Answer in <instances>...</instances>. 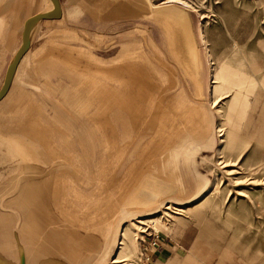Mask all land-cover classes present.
<instances>
[{"label":"rangeland","instance_id":"rangeland-1","mask_svg":"<svg viewBox=\"0 0 264 264\" xmlns=\"http://www.w3.org/2000/svg\"><path fill=\"white\" fill-rule=\"evenodd\" d=\"M124 1L128 0H103V5H116ZM149 1L152 5L176 4L184 10L186 25L188 30L191 29L189 32L196 45L194 51L186 48L184 57L180 54L183 58L177 59L172 53L165 31L167 28L171 29L168 24H162L152 17L129 16L127 12L124 13L125 10H121L120 18L113 22L118 26V33L112 38L105 36L104 39L108 38L105 40L106 46L102 45L99 51H106L107 56L110 52L107 47L111 41H114L115 46L121 41V49L127 43L138 56H142L144 50L152 55L154 60L149 64L145 78L147 85L152 86L151 94L148 88L142 104L147 106V117L150 110L156 113L157 105L168 109L170 114L166 120H169L175 131L180 130V137L172 139L174 150L167 154L171 180L166 184L169 183V187L166 189V184L162 185L164 188L152 187V196L159 194L152 197L154 201L147 202L145 210H132L129 200L137 194L130 189L126 190V187L124 189V183L116 185L115 182L121 181L127 173L121 172L118 165L121 161L117 157L112 156L111 159L98 157L97 154L86 158L76 156L80 150L88 155L89 151H95V146L98 145L93 141H88V145L79 138L81 148L74 141L70 143L73 149L69 151L74 152L73 162L80 164L77 169H82L80 175L73 173L72 177L75 183L82 185L80 188L73 184V200L77 202L78 207L74 206L75 211L69 213L64 209L61 211V206L56 209L57 214L69 223L77 219V224L83 226L79 232L83 235L80 239L84 243L87 242L88 249L83 256L89 260L88 264H112L111 260L115 257L123 260L116 264H148L144 248L151 238L175 237L188 227L192 228L195 238L199 236V239L194 241L187 252L184 264H217L221 256V264H264V12L261 3L259 0ZM185 56L189 60H186ZM138 61L141 62L139 59ZM22 73L23 67L8 95L0 103L4 115L0 117V122L7 126L11 121L39 119L38 124L51 123V127L56 128V119L49 115L55 103L64 105L63 92L66 93V89L20 88L26 85L24 81L29 83V78L23 80ZM141 78L143 80L142 76ZM1 82L2 80L0 85ZM247 92L249 105L245 116L241 118L245 110L244 98ZM19 93L23 94L21 103L18 100ZM174 95H179L180 109L183 108L186 116L180 113L178 117L173 109L176 101H168L173 100L170 98ZM22 105H29L28 111L23 113L26 118L22 114L18 117L13 113ZM37 106H41L43 112L39 111ZM188 115L190 118H187ZM50 131H47V139H51L50 143L56 151L67 152L63 143L56 140V135L50 134ZM92 131L94 137L95 131ZM23 133L30 139L36 136L37 131L20 132V135L15 132L6 142L10 147H15V152L18 150L21 154H27L22 158L27 162L28 170L33 169L32 162L41 166L40 171L44 172V175L41 174L40 178L34 181L38 186L35 187L43 193L44 203H52L51 200L55 202L54 197L52 199L48 193L55 196L57 185L65 182L63 174L65 176L67 173L63 170H67L66 166L62 169L54 168L56 171L52 173V162L59 156L45 155L43 152L47 148L44 143L40 157L33 155V143L16 138ZM76 136L80 137L79 134ZM131 138L133 137H129ZM148 139L149 135L130 142L132 151L137 152ZM156 141L158 140L155 139V143ZM104 143V149L111 153L114 150L111 147L118 142L105 139ZM121 143L122 141H119L118 145ZM109 159L111 167L116 170L110 172V167L109 172H99L97 168L102 170L107 166L106 160ZM17 160L20 164V159ZM64 162L65 160L62 164ZM14 165L17 163L12 151L6 152L5 146L0 144V186L6 184L5 188H0V198L10 197V204L5 203V207L0 199V217L4 216L0 220V230L7 220L6 214L11 218V235L13 225L20 223V220L15 218L16 213L11 211L16 210L18 206L12 204L14 199L11 198L16 194V190L9 186L21 174L16 171ZM29 174L35 173L30 171ZM34 182L28 185L33 186ZM98 184L101 187L99 192ZM140 194L141 192L138 193ZM87 195L90 196L89 201L81 206L80 201L85 202ZM103 196L106 200L102 201ZM120 196L117 212L109 210L111 206H108L110 203L107 201H115ZM3 201L6 202L4 199ZM167 203L171 204L165 209ZM48 204L44 209L53 213L54 205ZM175 209L182 211H177V214ZM64 213L72 215L65 217ZM137 219L142 220L145 225L138 230L133 229L134 227L130 228L131 230L126 228L127 241L118 244V241H121V231ZM60 221L66 226L69 225L63 219ZM91 225L92 227L88 228Z\"/></svg>","mask_w":264,"mask_h":264},{"label":"crops","instance_id":"crops-1","mask_svg":"<svg viewBox=\"0 0 264 264\" xmlns=\"http://www.w3.org/2000/svg\"><path fill=\"white\" fill-rule=\"evenodd\" d=\"M259 1L264 12V0ZM59 2L61 6V15L59 18L42 21L29 30L27 35L28 42L24 55L18 63L10 86L0 100L1 103L8 95L16 76L19 74L21 67H23V80H26L24 78L27 77V79L29 78V83L27 80L24 81V83L26 82V85L20 86V88H48L50 90L60 88L66 89V93L63 92L65 95V100L63 102L64 105L55 103L54 107L51 109V115H49V117H54L56 119L53 118L56 121L55 123L57 127H51V123L38 124L40 122L39 119H35L34 121H26L23 119L21 120L22 122L19 120L11 121L12 123H8L7 126L2 125L0 122V141L3 142L8 140L10 138L9 136H13L15 132L20 135V132L29 130L37 131L36 136L30 138L34 141V143L32 142L34 149L32 154L39 156V151L42 149L44 143L47 148L46 151H50V153L44 151L43 153H45V155L55 154L59 156L53 160L52 163L54 164L52 167L50 166L52 170L57 166H66L68 172L69 170H72L68 175L66 174L64 176L63 174L65 182L58 184L57 192H55L56 201L58 200V207L60 208L62 206L60 210L62 211V209H64L69 213L75 211L74 206L78 207L77 202H74L73 200V184L82 188L80 183H75L72 179L73 173L78 176L80 175V172H82V169H77L80 164L78 165L73 162L75 156L74 152H69L73 149V145L71 147L70 143L75 141L77 145H79V138L82 141H85L88 145V141H93L94 144H98L97 146L94 145L96 149L95 151H89V154L87 155L80 150V153L78 155L76 154V156L86 158L94 157L97 154L98 157H111V159L112 156L117 157V159L121 161V163L118 164L120 165L121 172L123 171L127 173H125V176L121 181H115L116 185L121 182L125 185L124 189L126 187V190L130 189L137 195L141 192L138 197L136 195L129 200V206L132 207V210H145L147 209V202L154 201L152 197L159 195L156 194L155 196H152L150 193L152 187H165L166 189L169 187V183L166 184V182L171 180L168 168L170 163L167 159V154L172 153L169 152L170 150H174L173 137H180V130L178 129V132L175 131L174 127L169 123V120H166L170 114L168 109L165 110L159 105L155 107L157 108L155 111H158L155 114H157V121H159L156 131L154 132L153 128L146 126V123L150 120L154 111L151 112L150 110L149 116L147 117L148 110H145L147 106L144 107L142 102L145 100L144 96L147 89L149 88L148 92L150 93L152 88V86L149 87V85H147L148 82L145 78L148 73L149 64L153 62L154 59L150 53L147 54L145 52V48H142L144 50V53H141L142 56L136 55L134 53L135 50L133 48L131 50L127 43H125V46L121 49V41L117 43L120 46H115V43H113L114 41H111V44L107 47V50L110 51L106 54L107 56H105L106 51H99L102 45L106 46L105 40L108 38L104 39L105 36L109 35L110 38H112L118 33V26L113 22L120 18L121 10L113 3H110L108 6L105 3V7V5H103V0H59ZM125 10L128 9L126 8ZM54 12L55 8L50 0H0L1 85L19 47L20 32L24 21L38 14L53 15ZM114 49L117 51H114ZM138 59L141 60V62H139ZM138 74L143 77V80L141 78L139 89L137 84ZM51 75L54 78L59 76L60 79L54 80ZM143 81L144 84H142ZM247 94L248 92L244 98L245 110H243L241 118L245 116L249 105ZM22 96L23 94L19 95V103H21L23 99L21 98ZM178 96H171L170 99L173 100L168 101H176L173 109L178 117H180V113H182V116H186V113L184 114L183 112V108L180 109V97ZM148 102H150V98ZM18 107V111L16 110L13 113L17 114L16 116L18 117H21L22 114V116L26 118L23 113L28 111L29 105ZM36 108L43 112L41 106H37ZM32 109L33 106L30 111ZM188 111L189 109L186 111L187 114ZM1 116H4L2 109H0V117ZM187 118H190V115H188ZM183 119L184 121L186 120L185 118ZM153 120L154 119H152L151 124H153ZM92 130L95 131L94 137L92 136ZM47 131H50V134L56 135L54 138L63 143V147L67 152L56 151L55 147L50 143L51 139H47ZM77 134H79L80 137L76 136ZM22 135L16 136V138L23 142L27 141V136L24 133ZM147 135H149L148 142L146 141L144 145L140 147L137 152L134 151V153L131 149L132 146L130 142L142 136L145 138ZM129 137L133 138L129 139ZM105 139L113 140L118 143L119 141H122V143L120 145H118V143L114 144V147H111V149L114 150L110 153L104 149ZM155 139L158 140L156 143ZM10 150L6 149V152H9ZM158 155L160 156L158 157ZM2 156L8 155L2 154ZM154 157L155 161L153 160ZM18 158L20 159V163L23 162V165H20L15 157L17 167L22 166L20 169L17 168L16 171L18 173L26 171V173H29L30 171L39 172L41 170V166L36 165L35 162H32L34 165L32 166L33 169L29 168L28 170V164L25 159L21 156H18ZM111 159L106 160L108 161L107 166H104L102 170L99 168H97V170L102 173L109 172L108 169L111 167ZM64 160L65 162L62 164V161ZM57 161L59 163L56 164L55 162ZM82 161V165H84L85 162L84 160ZM103 162H105V160ZM23 168H25L26 171ZM113 169L114 171L116 170V168L111 167L110 172L113 171ZM67 183L71 185H68ZM28 184L26 187L30 186ZM162 185L165 186L163 187ZM31 187L32 186H30L29 189H26L22 186V189L28 191L25 195L34 204L43 202V199L41 198V190H33ZM100 189L101 187L98 184L97 192H99ZM67 193H69V195ZM34 194L36 197H33ZM89 197V195L86 196L87 200L85 202L83 200L80 201L81 206H84L86 202L89 201ZM122 197H124V195ZM120 198L121 196L115 201H107V203H110L108 206H111L113 212H117ZM35 199L38 201H35ZM75 199H77L76 196ZM101 199L103 201L105 197L103 196ZM137 200L146 202L138 203ZM51 202L54 201L51 200ZM136 203L138 204L134 206ZM155 204H157L156 200ZM50 205H52V203L49 202V206ZM55 205V211H53V213L56 214L59 219L65 220L59 213L57 214V205ZM82 213L85 214V212ZM64 215L67 217L72 214L64 213ZM7 220L10 227V220ZM36 223L38 227L42 229V232H40L38 237L40 244L45 248L33 246L32 251L28 250V253L26 254H29V258L33 259V262L38 263V261H41L42 259L40 258L42 255H51L52 257L59 259L56 257V253L70 252L73 255L67 257L64 261L73 264V261L76 260L75 264H82L81 259H79V251L75 248V244L72 246L70 245L69 247H64L63 249L53 247L52 244L49 243V239L47 241L44 236H41L43 231L47 230L48 224L44 221L45 229L44 224L40 222L39 219L36 220ZM67 224L70 225H67V230L70 233L69 235L71 239L74 243L79 244V239L81 237L79 231L83 226L77 224V219L72 220V225L69 222ZM91 227L92 225L88 226V228ZM20 236L22 239L23 237L21 234ZM198 239L199 236L196 239L194 231L189 227L181 231L178 236H163L158 239L156 246H145L146 262L148 264H184L187 252L193 245L194 241L196 242ZM5 241L7 247H4L3 249L5 250L6 256L8 258H15L16 254L13 250V244L11 241V228L10 234L5 238ZM80 243H82V240ZM2 246H4L3 239L1 240V247ZM39 248L42 250L38 251ZM43 250H46L47 252ZM32 254H34V256ZM222 260L221 256L217 264H221Z\"/></svg>","mask_w":264,"mask_h":264},{"label":"water","instance_id":"water-1","mask_svg":"<svg viewBox=\"0 0 264 264\" xmlns=\"http://www.w3.org/2000/svg\"><path fill=\"white\" fill-rule=\"evenodd\" d=\"M50 1L52 2L53 6L55 8V12L53 15L38 14V15L30 17L24 21L22 28H21V32H20L19 47L17 49L16 54L13 57V60H12L10 66L8 68V71L4 77L3 83L0 87V100L3 98L8 87L10 86L11 80H12L14 72L18 66V63L21 60L22 56L24 55V52H25L26 47H27V42H28L27 41V35H28L29 30L33 26H35L37 23H40V22L45 21V20L56 19V18L60 17L61 6H60L59 0H50ZM124 2L117 3L115 6L120 8V10H125L127 8L128 10H125V11L127 12V14L129 16L133 15V16L152 17V18H155L157 20H160L162 24H165V23L168 24L169 27L173 31H175L178 36H180V54L182 56H183L184 51H186V48H188L189 51H194V49L196 48V45H195V43L193 41V37L190 34L188 27L186 25V16H185L186 13L184 12V10L181 7H179L176 4H172V3L162 5V6H158V7H154L152 4H150L149 0H128L127 2L126 1H124ZM126 12H124V13H126ZM167 29H169V28H167ZM190 37H191V39H190ZM173 52H174V50H173ZM180 54H178V55H180ZM181 55H180V58H181ZM185 59L189 60V58L187 56H185ZM41 174L43 175L44 172L39 171V172H36L35 174H29V173L23 174V173H21L18 175L15 182L11 186H9V188L16 190V194L11 196V198L14 199L12 204L15 203L16 206L21 205L22 199L20 198V194L25 195L26 193H28V191L26 189H22L21 184L24 181L34 182L35 180H38L40 178L39 176ZM1 183H3V182H1ZM35 183L36 182H34L32 184L34 187L36 186ZM5 187H6V184H2L0 186V188H5ZM36 187H38V186H36ZM35 194L33 195V197H36ZM41 198L42 199L44 198L43 193H42ZM0 199H1V203H4V206H7L5 203L10 204L9 203L10 197L7 196L5 198L2 197ZM3 199L6 202H4ZM37 199H35V201H38ZM45 204H46V202L44 203V200H43V202H40L39 204H35L36 208L38 210L36 213V216L38 217L39 221L42 222L43 224L45 221L48 224V228H47L48 231L44 230L43 233L41 234V236H44L47 239V241L49 239V243H51L52 246L57 248V249L58 248L63 249L64 247H69L70 245L72 246L73 244H75V248L78 249V251H79L78 252L79 259H85V261H88L85 264H88L89 260L83 256V253L86 251V249H88L86 247L87 242L84 243V241H82V243L79 242V244L74 243V241L71 239V237L69 235L70 233L67 230L66 224L65 225L62 224L60 219L55 214L51 213L50 211L47 212L44 209V207H46V205L48 203L46 205ZM6 209H10V208H6ZM12 210L13 209H11V211ZM13 212L16 213L15 218L17 220H20L19 222L21 223L20 208L17 207V209L13 210ZM5 216L7 217V219H9L11 221L10 217H8L6 214H5ZM1 218H4V216H2ZM5 223H8V222H5ZM17 226H19V223L17 224ZM44 228H45V224H44ZM79 235L83 237V235L81 233ZM79 240H81V239H79ZM22 259H23V257L21 258L20 264H24Z\"/></svg>","mask_w":264,"mask_h":264},{"label":"bare ground","instance_id":"bare-ground-1","mask_svg":"<svg viewBox=\"0 0 264 264\" xmlns=\"http://www.w3.org/2000/svg\"><path fill=\"white\" fill-rule=\"evenodd\" d=\"M172 2H174V0H171ZM154 7H158V6H162V5H153ZM160 21V20H158ZM161 22V21H160ZM166 25V24H165ZM164 25V26H165ZM190 26V25H189ZM167 28V27H166ZM191 30V29H189ZM166 31V34H167V37H168V40H169V43H170V47L172 49V51L174 50L173 55L177 58V59H180V36H178L176 34L175 31H173L172 29H167L165 30ZM191 34V32H190ZM187 40V39H186ZM188 42V41H187ZM190 46V45H189ZM199 56V55H198ZM176 59V60H177ZM175 62V61H174ZM202 64V62H201ZM179 66V65H178ZM183 68V67H182ZM184 70V68H183ZM185 71V70H184ZM188 73V72H186ZM185 73V74H186ZM140 81H141V76L140 74H138V80H137V84H138V89L140 88ZM201 81V80H200ZM201 85V84H200ZM203 86V85H202ZM137 89V91H138ZM136 90V89H135ZM203 92V91H202ZM203 95V94H202ZM138 110V109H137ZM158 112V111H156ZM152 117H150V120L146 123V126L149 127V128H153V130L158 127L159 125V121H157V114H153L151 115ZM153 120V124H151V121ZM138 121V120H137ZM155 123V125H154ZM158 124V125H157ZM152 125V126H151ZM158 130V129H157ZM23 136V135H22ZM25 137V136H23ZM10 139V138H9ZM21 139V138H20ZM26 140L27 141H30L34 143V141H32L31 139H28L26 137ZM8 141V140H6ZM6 141H3L1 142L0 141V144H2L3 146L5 145L6 146V149H11L10 151H12V154L13 156H15L16 158H18V156H27V154L25 153H20L18 150L15 152L13 150V146L8 147V143ZM6 142V143H5ZM14 144V143H13ZM18 144H21V143H18ZM17 144V145H18ZM28 144V143H26ZM29 145V144H28ZM20 146V145H19ZM23 146V145H22ZM31 146V144H30ZM33 147V145H32ZM17 148V146H16ZM156 148V147H155ZM159 148V147H158ZM18 149H21V148H18ZM154 151V150H153ZM40 153V151H39ZM152 154H156V153H152ZM13 157V158H15ZM40 157V156H39ZM153 160L155 161V157L153 158ZM152 160V162H153ZM40 162V161H39ZM157 162V161H156ZM20 165H23V162L20 163ZM149 166V165H148ZM64 166H57L56 168H59V169H62ZM147 167V165H146ZM16 168H22L21 167H17L16 165ZM55 168V167H54ZM25 169V168H23ZM67 169V168H66ZM161 169V168H160ZM68 170V169H67ZM67 170H63L64 172L66 171V173H71L70 170L69 172ZM162 170V169H161ZM26 171V169H25ZM56 171V169L53 170L52 173H54ZM145 171V170H144ZM37 171H35L34 173H36ZM30 173V172H29ZM33 173V172H32ZM47 173V172H46ZM51 173V174H52ZM24 174V172H23ZM44 175V174H43ZM136 178V177H135ZM161 179V178H160ZM137 181V180H136ZM31 181H24L22 183V186L23 188H26V189H29V187H26V185L28 183H30ZM152 185V184H151ZM33 190H36L37 188L32 186L31 187ZM136 189V188H135ZM55 194V193H54ZM49 196L53 199H55V202H52L53 205H57V208L58 207V204H57V201H56V196H52V194H49ZM30 197V196H29ZM20 198L22 199V202H21V205H17L18 208H20V219H21V223H19V226H16L13 225V228H12V235H11V239H12V244H13V250L16 254L15 258H8L5 254V250L3 249L4 247H7V244H6V241H5V238L10 234V227H9V224L8 223H5V225H3V227L1 228L0 230V264H20L21 263V258L23 257V262L24 264H69V263H66V260L67 257H71L73 254H71L70 252H60V253H56V257L59 258V259H56L54 257H52L51 255H42V257L40 259H42L41 261H38L37 262H33V259L29 258V254H26L28 253V250H31L32 251V247L33 246H39V247H44L43 245L40 244L39 242V234L40 232H42V229L40 227H38L37 223H36V220L38 219V217L36 216V213H37V208H36V205L30 201V199L26 196V195H21L20 194ZM50 198V199H51ZM55 205V206H56ZM5 207V206H4ZM15 207V206H14ZM165 209H168L169 208V204L168 205H165L164 207ZM9 210V209H7ZM109 210L113 211L112 208H110ZM13 211V210H12ZM179 211H182L181 209H175V213L179 214L178 212ZM165 214H168L167 212H165ZM16 215V214H15ZM2 217V216H1ZM0 217V220H2V218ZM62 217V216H61ZM63 218V217H62ZM7 219V218H6ZM65 219V218H64ZM66 220V219H65ZM67 221V220H66ZM6 222H8V220H6ZM47 223V222H46ZM68 223V221H67ZM70 224L72 225V222H70ZM142 225H145L144 222L142 220H139L137 219V221L135 220V222H132L131 224H127L125 226V228L121 231V233L119 234V240L121 241H118V244H123L124 241H127V233H125L126 231V228L128 229H141L142 228ZM130 229V230H131ZM19 233L22 235V239L19 235ZM3 239V242H4V246L1 247V240ZM22 240V242H21ZM39 244V245H38ZM25 248H24V246ZM132 245V244H130ZM45 248V247H44ZM25 249V250H24ZM42 249L39 248L38 251H40ZM45 252H47L46 250H43ZM34 256V254H32ZM76 261V260H75ZM75 261H73V264H75ZM82 261V264H85L87 263L88 261H85V259H81ZM123 260H118L116 257L113 258L111 260V263L112 264H116V263H119V262H122Z\"/></svg>","mask_w":264,"mask_h":264},{"label":"built area","instance_id":"built-area-1","mask_svg":"<svg viewBox=\"0 0 264 264\" xmlns=\"http://www.w3.org/2000/svg\"><path fill=\"white\" fill-rule=\"evenodd\" d=\"M158 243V239L157 238H151V241L147 244V245H150V246H156Z\"/></svg>","mask_w":264,"mask_h":264}]
</instances>
